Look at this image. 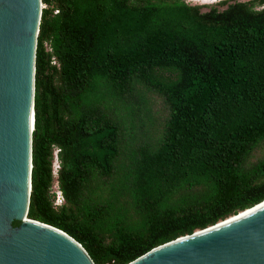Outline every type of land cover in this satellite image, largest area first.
I'll list each match as a JSON object with an SVG mask.
<instances>
[{"label":"trees","instance_id":"obj_1","mask_svg":"<svg viewBox=\"0 0 264 264\" xmlns=\"http://www.w3.org/2000/svg\"><path fill=\"white\" fill-rule=\"evenodd\" d=\"M40 1L27 218L126 264L264 200V0Z\"/></svg>","mask_w":264,"mask_h":264},{"label":"water","instance_id":"obj_2","mask_svg":"<svg viewBox=\"0 0 264 264\" xmlns=\"http://www.w3.org/2000/svg\"><path fill=\"white\" fill-rule=\"evenodd\" d=\"M40 14V0H0V264H93L65 232L26 217ZM126 264H264V200Z\"/></svg>","mask_w":264,"mask_h":264},{"label":"rangeland","instance_id":"obj_3","mask_svg":"<svg viewBox=\"0 0 264 264\" xmlns=\"http://www.w3.org/2000/svg\"><path fill=\"white\" fill-rule=\"evenodd\" d=\"M219 1H221V0H184V2H186L187 4H191V5H193V4H195V5H201V9L202 10H204V9H206V8H208L209 6H212V5H216L217 4V2H219ZM240 1H246V0H240ZM47 48V47H46ZM48 49V48H47ZM154 101H157L156 99H154ZM157 104L158 103H156V105L153 107L154 108V110L156 111V112H158L159 110L157 109ZM56 149L55 148H53V152L55 151ZM53 152H52V159H51V170H52V162H53ZM53 177H52V184H51V192L52 193H55V191H56V189H57V186H56V184H55V182H56V179H55V176L54 175H52ZM54 204H55V202H54Z\"/></svg>","mask_w":264,"mask_h":264},{"label":"built area","instance_id":"obj_4","mask_svg":"<svg viewBox=\"0 0 264 264\" xmlns=\"http://www.w3.org/2000/svg\"><path fill=\"white\" fill-rule=\"evenodd\" d=\"M42 7H43V5L41 4V8ZM56 152H57V150H55L53 152V162H52V175L55 176V179H56L57 170L59 168V161L57 159ZM55 184L57 186V181L55 182ZM54 198H55V203L59 204L61 202V195H60L58 188L56 189V191L54 193Z\"/></svg>","mask_w":264,"mask_h":264}]
</instances>
